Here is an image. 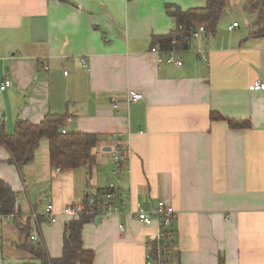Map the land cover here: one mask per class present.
Segmentation results:
<instances>
[{
	"label": "crops",
	"instance_id": "crops-1",
	"mask_svg": "<svg viewBox=\"0 0 264 264\" xmlns=\"http://www.w3.org/2000/svg\"><path fill=\"white\" fill-rule=\"evenodd\" d=\"M169 5L187 10L207 0H0V87L12 81L0 89V123L13 133L18 119L39 123L54 113L65 117L67 133L98 136L94 165L59 171L46 138L23 166L0 145V177L16 191L20 213L0 216V264L33 258L16 219L30 222L32 237L61 257L70 220L63 209L115 180L121 143L131 151L115 203L174 206L175 264L222 257L264 264V93L248 88L264 81V36L254 34L262 26L259 0H228L214 33L195 36L196 28L186 48H174L182 65L151 51L157 36L177 27ZM132 89L144 97L129 104ZM228 118L251 125L234 129ZM34 212L40 217L24 218ZM158 230L122 207L87 222L83 239L94 264H145Z\"/></svg>",
	"mask_w": 264,
	"mask_h": 264
},
{
	"label": "trees",
	"instance_id": "trees-1",
	"mask_svg": "<svg viewBox=\"0 0 264 264\" xmlns=\"http://www.w3.org/2000/svg\"><path fill=\"white\" fill-rule=\"evenodd\" d=\"M228 0H207L204 7H194L184 10L178 6H168V13L176 20L177 27L168 34L156 37L164 50L175 47L186 48L193 31L205 25L207 31L214 33L217 30L220 18L226 9ZM262 9L261 28L255 32L256 36H264V0H259ZM212 118H223L218 113H213ZM65 117L63 115L48 113L39 123L26 119H18L15 131L8 133L0 123V145L5 146L10 152L9 162L23 166L30 162L35 150L43 138L48 139L50 146L51 162L54 167L73 169L82 165L92 166L96 163L95 147L98 136L94 133L62 132ZM231 128H247L251 122L248 119H227ZM100 195L98 193L96 196ZM86 197L87 211L77 219L66 223L63 255L53 257L46 245L41 240H36L31 234L30 222L21 223L16 219L17 225L26 234L23 247L28 250L33 258L17 263L6 264H94L95 250L86 248L83 239V229L87 222L96 216L88 211L95 210L90 206ZM0 213L20 214L17 210V193L0 177ZM220 264H226L224 258Z\"/></svg>",
	"mask_w": 264,
	"mask_h": 264
},
{
	"label": "built area",
	"instance_id": "built-area-1",
	"mask_svg": "<svg viewBox=\"0 0 264 264\" xmlns=\"http://www.w3.org/2000/svg\"><path fill=\"white\" fill-rule=\"evenodd\" d=\"M238 22L233 23L232 28L237 26ZM207 31L205 25H201L198 27L196 31H194V35L198 36L201 32ZM151 51L153 53L158 54L159 61L176 63L178 65H182L183 61L175 57V49L172 50H164L160 43H156ZM168 52L166 58L163 57L162 53ZM83 64L87 66L86 58H82ZM68 73L67 71L65 72ZM12 84L11 80H4L0 89L5 90ZM249 90L251 91H261L264 93V81L257 80L249 85ZM144 97V94L138 90H129L127 95V102L129 104L138 102ZM113 106L114 108L119 107V102L113 98ZM63 133H67L66 129L62 130ZM130 146L127 144H120L113 151V173L116 175L115 180L106 188L100 195H90L88 198V202L90 206H95L96 209L92 211H88V213H93L95 216H101L102 218L109 217L113 212H120L122 207L128 209V214L140 220L147 226L157 225L159 228L156 235L153 237L152 242H150V249L145 258V264H175L174 259L176 256V252L174 249V245L177 241V234L174 229V220L177 216V211L174 206L165 200H160L153 210H146L142 208L139 202H134L132 199L128 201H123L121 205H116L115 201L119 196V187L121 183V179L119 175L122 170L128 164L129 154H130ZM61 168L57 167L59 171ZM87 211V203L86 201H80L73 204L67 205L63 209V215H65L68 219H77L81 216L82 213ZM46 215L49 216V219L52 223L56 222L58 219V214L54 210L53 204H49L46 207ZM0 216L4 218H12L15 214H2ZM40 215L37 213H32L29 217L24 216L25 219H37ZM122 230H124V226H121ZM36 234L38 233L37 229H35Z\"/></svg>",
	"mask_w": 264,
	"mask_h": 264
},
{
	"label": "rangeland",
	"instance_id": "rangeland-1",
	"mask_svg": "<svg viewBox=\"0 0 264 264\" xmlns=\"http://www.w3.org/2000/svg\"><path fill=\"white\" fill-rule=\"evenodd\" d=\"M4 264H6V263H4Z\"/></svg>",
	"mask_w": 264,
	"mask_h": 264
}]
</instances>
